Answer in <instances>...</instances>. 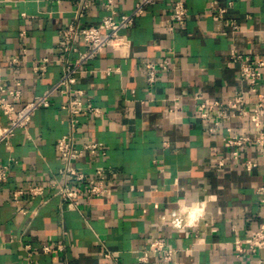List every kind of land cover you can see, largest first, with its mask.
Returning <instances> with one entry per match:
<instances>
[{
    "label": "crops",
    "instance_id": "0c3cea01",
    "mask_svg": "<svg viewBox=\"0 0 264 264\" xmlns=\"http://www.w3.org/2000/svg\"><path fill=\"white\" fill-rule=\"evenodd\" d=\"M81 1L0 0V86L22 83L17 108L62 76L60 31L74 20ZM138 1L114 0V9L126 14ZM176 1L160 0L123 32L131 41L129 58L107 48L77 75L76 87L102 114L79 117L76 145L101 142L107 156L84 157L73 166L87 175L104 170L113 187L109 197L82 194L75 209L55 194L52 185L64 181L56 145L70 132L64 95L39 110L11 146L0 147V166L10 164L8 180L0 183V264H28L30 258L36 264H141L138 257L151 236L180 250L170 264H264V251L240 254L235 245L264 225L257 194L264 184L263 149L252 143L239 150L236 160L237 149L228 148L225 139L253 137L250 120L230 110V119H222L220 107L203 120L199 107L201 102L227 104L247 88L232 56L264 60V0H218L232 5L225 19L211 9L214 0H183L189 9L183 25L170 16ZM105 3L95 0L81 24L99 25L109 14ZM44 59L50 60L48 70L37 75ZM164 61L168 70H159L150 84L147 64ZM255 102L248 98L249 112ZM0 124H9L1 110ZM247 160L258 166L249 171ZM37 185L46 189L44 196L24 194L14 200L16 190ZM181 202L187 208L204 206L195 227L172 228V220L186 221L187 213L178 215ZM46 244L64 251L45 254ZM108 251L114 259L106 257ZM145 264L163 263L151 256Z\"/></svg>",
    "mask_w": 264,
    "mask_h": 264
},
{
    "label": "built area",
    "instance_id": "2783aa9c",
    "mask_svg": "<svg viewBox=\"0 0 264 264\" xmlns=\"http://www.w3.org/2000/svg\"><path fill=\"white\" fill-rule=\"evenodd\" d=\"M61 1V0H53ZM95 0H82L75 11L74 20L60 31V42L57 46L59 57L58 63L62 66L63 73L59 81L46 90L43 94L35 96L33 100L23 105L20 109L17 108V103L23 97L22 83L17 82L14 88H7L4 85L0 86V110L8 118L9 124H0V147L11 146L12 139L19 130H25L31 124L35 114L45 108H49L52 100L56 95H64L67 97V102L63 109L67 112V122L70 127V132L60 138L57 142L56 149L63 162L61 173L64 176V181L59 184H53L52 187L62 202L70 208L78 209L79 198L84 194L88 198H107L111 195L113 187L111 178L102 169H97L94 174L87 175L79 172L74 166L76 162L84 157L92 159L106 157L107 151L101 142L88 141L81 147L76 145V130L79 125V117L83 114H93L100 116L102 110L96 107L90 98L87 97L84 90L76 87L77 75L80 69L88 62L96 59L101 55L103 50L112 48L118 51L123 58H129L131 52V41L123 32L131 29L136 21L145 15L149 7L156 5L160 0H139L133 10L126 14L118 15L114 9V0H106L104 4L109 14L105 16L97 26H83L81 19L84 17L87 10ZM232 5L223 6L218 0H214L211 4V9L215 12L218 18L225 19ZM189 15V9L185 1L178 0L173 4L171 11V19L179 25H183ZM234 30H238L235 22H229ZM25 36V33L21 35ZM83 46V50L81 47ZM77 54L78 57L72 61L71 56ZM232 58L239 62V77L242 85L235 96L230 99L227 104L219 102L199 104L203 120H210L209 112L215 107L223 109L222 119L229 120L230 116L227 111H234L239 118H248L254 128V136H246L233 134L225 139V145L228 148H236L233 153L236 160L240 159V149L255 143L263 149L264 156V130L262 126V117L264 116V90L261 89L263 79L264 60L261 58H252L250 56L233 54ZM16 61V59H14ZM50 60L44 59L40 66L35 70L37 75H44L49 66ZM169 62L148 63L147 70L149 72L148 81L150 84L155 83L159 70H168ZM113 70L110 69L109 73ZM248 98L256 100L252 111L247 110ZM219 123L217 122L216 125ZM215 128L210 127L209 132L214 133ZM246 168L251 171L258 166L254 160L244 162ZM10 174V164L0 166V183H5ZM46 189L43 186H31L27 190H16L13 192L15 201L19 197L28 194L36 198L44 196ZM257 194L261 207L264 210V184L257 188ZM25 213V210H22ZM182 221L181 228L175 226L174 220L171 226L174 229L193 228L194 226H186L185 221ZM236 250L241 254L245 249L250 250L252 254H258L264 251V225L250 238L246 240H237L235 242ZM45 254L64 251L63 246L55 248L49 244L42 247ZM179 249L169 246L166 241L157 237H149L145 250L139 255L138 261L141 264L149 262L151 256H154L163 264L173 263ZM106 257L115 258L111 252L106 253ZM28 264H36L30 258Z\"/></svg>",
    "mask_w": 264,
    "mask_h": 264
},
{
    "label": "clouds",
    "instance_id": "9594fccd",
    "mask_svg": "<svg viewBox=\"0 0 264 264\" xmlns=\"http://www.w3.org/2000/svg\"><path fill=\"white\" fill-rule=\"evenodd\" d=\"M214 199V197H213ZM187 213L186 218V226H194L197 221L203 216L204 214V206L202 205H193L191 208H187L184 206L183 202L180 203V213L178 215H183ZM175 226L177 228H181L182 221L181 219L177 218L175 221Z\"/></svg>",
    "mask_w": 264,
    "mask_h": 264
}]
</instances>
